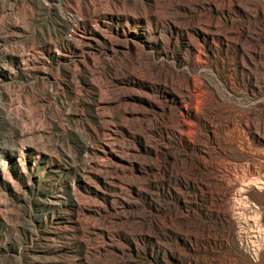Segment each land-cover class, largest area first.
Wrapping results in <instances>:
<instances>
[{
  "label": "rangeland",
  "instance_id": "1",
  "mask_svg": "<svg viewBox=\"0 0 264 264\" xmlns=\"http://www.w3.org/2000/svg\"><path fill=\"white\" fill-rule=\"evenodd\" d=\"M0 264H264V0H0Z\"/></svg>",
  "mask_w": 264,
  "mask_h": 264
}]
</instances>
